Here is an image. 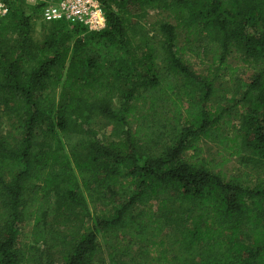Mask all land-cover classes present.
<instances>
[{
    "label": "trees",
    "instance_id": "1",
    "mask_svg": "<svg viewBox=\"0 0 264 264\" xmlns=\"http://www.w3.org/2000/svg\"><path fill=\"white\" fill-rule=\"evenodd\" d=\"M99 2L98 31L35 37L24 0L0 17V264H264V0ZM237 66L241 94L220 96Z\"/></svg>",
    "mask_w": 264,
    "mask_h": 264
},
{
    "label": "rangeland",
    "instance_id": "2",
    "mask_svg": "<svg viewBox=\"0 0 264 264\" xmlns=\"http://www.w3.org/2000/svg\"><path fill=\"white\" fill-rule=\"evenodd\" d=\"M36 2H39V0H35V3H30L29 5L24 4L22 8L25 10L27 13L33 12V8L30 7ZM159 15V12L156 10H151L147 13L145 16L143 22L146 25H149L157 16ZM34 36L35 37H40L41 35V30H40V19L36 21L35 27H34ZM151 28V26H150ZM183 34L179 30L178 31V39L179 41L182 39ZM229 62L233 67L236 66L235 59L233 57L229 58ZM207 63L203 64L202 66L199 67L200 71H205L207 69ZM250 71L246 68L243 67H236L234 71L230 72V74H226V72L223 71H217V78L215 80V84L217 88L219 89V94L220 96L222 95L223 97L226 98H237L242 90H243V85L245 84V79L249 75ZM8 121H6L5 117L0 115V134H3L4 131L8 129L7 125ZM95 128L98 132V136L103 138V139H109L113 138V132H112V126L107 124L104 120H97L95 124ZM21 129H19L17 132H15V136H20L19 132ZM203 158H207L209 160H212V163L215 164L217 162H220L221 157L219 153V148L213 144L212 142H203ZM220 169L222 171H226L231 174L239 175L243 172L250 171V168L245 166L243 162L239 158L232 157L230 161L225 162ZM247 170V171H246ZM248 179L250 180L249 183H251L252 178L249 176ZM95 198H98L99 200L96 202L97 204H101L99 206H102V204H107L108 206L113 205L119 199L117 197H114L113 195H95ZM89 200V199H88ZM31 228V221H24L20 228H19V236H18V248L21 250H24L27 245L30 243V229ZM70 228L65 227V232L68 233Z\"/></svg>",
    "mask_w": 264,
    "mask_h": 264
},
{
    "label": "built area",
    "instance_id": "3",
    "mask_svg": "<svg viewBox=\"0 0 264 264\" xmlns=\"http://www.w3.org/2000/svg\"><path fill=\"white\" fill-rule=\"evenodd\" d=\"M35 3V0H24ZM15 0H0V17L10 10ZM40 20L51 22L62 20L83 26L87 31H98L104 28L105 18L99 0H39Z\"/></svg>",
    "mask_w": 264,
    "mask_h": 264
}]
</instances>
